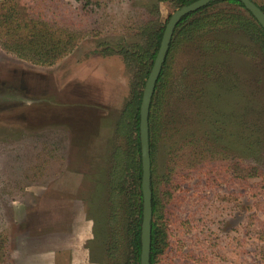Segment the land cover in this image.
I'll return each mask as SVG.
<instances>
[{
    "label": "rangeland",
    "instance_id": "rangeland-1",
    "mask_svg": "<svg viewBox=\"0 0 264 264\" xmlns=\"http://www.w3.org/2000/svg\"><path fill=\"white\" fill-rule=\"evenodd\" d=\"M14 5L87 37L53 65L5 51L0 38V235L7 241L0 264H53L74 240L75 223L89 231L91 264H128L130 203L124 193L112 196V173L130 161L117 153L132 150L126 113L141 68L122 53L146 46L182 7L0 0V15ZM222 31L214 35L227 48L212 53L200 40L186 42L169 59L154 171L168 228L158 264H263L264 56L248 35ZM254 169L257 176L244 177Z\"/></svg>",
    "mask_w": 264,
    "mask_h": 264
},
{
    "label": "trees",
    "instance_id": "trees-1",
    "mask_svg": "<svg viewBox=\"0 0 264 264\" xmlns=\"http://www.w3.org/2000/svg\"><path fill=\"white\" fill-rule=\"evenodd\" d=\"M196 1L198 0H174V3L178 7H184ZM220 5L238 6L244 12L236 10L216 11L215 8ZM258 7L264 12V7ZM165 29H158L148 34L146 46L126 49L122 53L126 60L139 65L141 68L139 70L138 90L126 113V116L134 122L133 137L130 142L132 150L128 153H117L118 159H120V154L124 153L121 156L130 157V161L126 165L120 164V162L117 163L112 173V196H116V193H124L130 203L128 224L125 227L131 253L128 264H141L144 198L142 190L143 163L140 140V110L146 81L155 64ZM222 30L248 35L255 49L261 51L264 56V29L238 0L211 3L207 7L186 16L178 25L156 86L149 115L153 209L150 264H158L168 245V228L165 222L164 204L158 193L154 171L158 139L162 128L161 100L165 93L162 85L168 77L169 59L174 49L186 42L200 40L202 44L207 45L205 48L212 53L217 52V49L227 48L230 43L227 45L224 40L214 35L223 32ZM85 37H87V34L79 28L71 27L67 23L61 24L55 19H47L42 12L23 15L15 5L8 8L6 13L0 15V38L3 40L4 50L36 64L53 65L69 55ZM236 52H246V48L241 49L238 47ZM244 174H246L244 177H255L258 173L254 169ZM6 250L7 241L5 237L0 235V254L6 253ZM261 262L264 264V257Z\"/></svg>",
    "mask_w": 264,
    "mask_h": 264
},
{
    "label": "water",
    "instance_id": "water-1",
    "mask_svg": "<svg viewBox=\"0 0 264 264\" xmlns=\"http://www.w3.org/2000/svg\"><path fill=\"white\" fill-rule=\"evenodd\" d=\"M221 1L224 0H198L192 3L191 5L182 7L172 15L166 26L160 50L158 52L152 72L145 86L140 110V140L143 163L142 190L144 198L141 264H150L151 255L153 209L151 190L152 164L150 151L149 115L156 86L161 75L164 63L166 61L174 33L181 21L186 16L207 7L211 3ZM238 1H240L244 5L245 9L256 19V21L264 29V12L261 10V8L258 7L252 0Z\"/></svg>",
    "mask_w": 264,
    "mask_h": 264
},
{
    "label": "crops",
    "instance_id": "crops-1",
    "mask_svg": "<svg viewBox=\"0 0 264 264\" xmlns=\"http://www.w3.org/2000/svg\"><path fill=\"white\" fill-rule=\"evenodd\" d=\"M71 228V236L74 237V240L71 237V241L68 240L67 247H65L66 245L62 247V252L60 254L58 251L55 252L53 264H60L62 259V262L65 264H91L90 253L87 246L89 231L87 228L81 230L77 223ZM80 233H83V235H80ZM79 236L81 239H79ZM56 237H58V234H56ZM59 256L61 257L59 258Z\"/></svg>",
    "mask_w": 264,
    "mask_h": 264
}]
</instances>
